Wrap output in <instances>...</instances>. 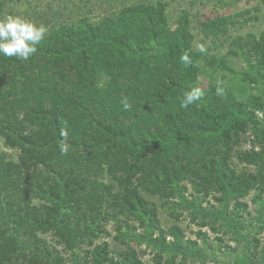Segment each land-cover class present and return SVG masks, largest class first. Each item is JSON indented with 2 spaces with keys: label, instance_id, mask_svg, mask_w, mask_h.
<instances>
[{
  "label": "trees",
  "instance_id": "trees-1",
  "mask_svg": "<svg viewBox=\"0 0 264 264\" xmlns=\"http://www.w3.org/2000/svg\"><path fill=\"white\" fill-rule=\"evenodd\" d=\"M166 12L121 3L52 26L26 61L0 53V264H264V31L219 55L244 12L205 18L199 42L187 11ZM201 75L208 89L182 108Z\"/></svg>",
  "mask_w": 264,
  "mask_h": 264
},
{
  "label": "rangeland",
  "instance_id": "rangeland-1",
  "mask_svg": "<svg viewBox=\"0 0 264 264\" xmlns=\"http://www.w3.org/2000/svg\"><path fill=\"white\" fill-rule=\"evenodd\" d=\"M157 1L167 3L166 13L171 24H174L179 15H181L184 11H187L190 14L193 33L197 37V42L203 38L198 24L201 21H204L205 18L212 17L213 15H231L235 17L236 13L244 12L245 14L243 18H234L236 25L231 27L226 38L227 40L224 43L225 45L222 47L218 46V50H216L219 55H224L228 52L229 47H227V45L231 43L234 38L241 36L246 37L248 34L259 35L264 31V6L255 0H115V3L114 0H21V2H18L17 0H0V2L5 4V6L0 11V18L7 16L8 13L12 11V15H18L27 18L35 22L38 26H45L43 19V17H45V20L47 19L46 21L50 22L47 27L49 31L52 26L75 21L77 17L84 16L86 14H88V17L91 19V21H96L99 17H101L102 13L109 11V8H119L121 3H155ZM22 3L23 8H21ZM80 7V12H77L76 10ZM25 12H27V14H25ZM34 13L37 14L35 15ZM55 13H59V15H57L59 17L53 16ZM240 22L243 23L242 27L239 24ZM210 43H208L209 46H211ZM229 63L234 65L232 66L234 69H238L239 67L244 68V63L238 59H232V57H229ZM197 84L202 92H204L209 87L210 78L206 75H201L198 78ZM246 94H249V92L247 91ZM0 151L11 153L4 149L1 139ZM14 158L16 159L15 155ZM238 169L241 170L242 168L239 166ZM150 200L154 201L157 205L159 204L157 199L150 198ZM248 201H250V199H248ZM251 210H253V207H251ZM159 211L162 227L167 229L168 227L172 226L174 224L173 220L165 214L161 207L159 208ZM184 218H182V221L178 223V225H180L185 231V235L188 238L195 240L196 237L194 233L198 231V228L194 225H190L189 220ZM113 226L114 225L111 223L107 227V229L111 232V237L106 238L105 240L110 244L112 252L115 253L124 250V245L118 243V240L114 238ZM204 231L209 233L210 243L214 246V241L212 240L215 238V236L207 229H204ZM102 241L100 240L99 243ZM229 245H231L233 248L235 247L234 243H230ZM214 248H212L209 253L213 251ZM144 249L145 247H141L139 248V251L141 252V250ZM148 253L145 257H143V261L146 264H151L153 255ZM228 253L229 251L223 247L222 250L217 253V255H219L222 260H227V255L229 256ZM188 264L200 263L196 262Z\"/></svg>",
  "mask_w": 264,
  "mask_h": 264
},
{
  "label": "clouds",
  "instance_id": "clouds-1",
  "mask_svg": "<svg viewBox=\"0 0 264 264\" xmlns=\"http://www.w3.org/2000/svg\"><path fill=\"white\" fill-rule=\"evenodd\" d=\"M47 31L46 26H38L35 22L18 15H7L0 18V53L7 57H17L26 61L37 52V45L44 39ZM200 51H205L203 45L200 46ZM180 60L186 66L192 63L187 52L180 57ZM221 93L222 89L217 87V95ZM202 95V90L199 87H193L182 93L180 106L188 108L200 101ZM121 103L125 111L131 108L126 97L121 100ZM60 136L63 138L59 144L60 152L67 154L70 147L67 143L68 131L62 128Z\"/></svg>",
  "mask_w": 264,
  "mask_h": 264
}]
</instances>
